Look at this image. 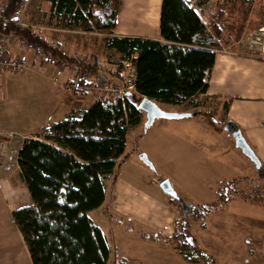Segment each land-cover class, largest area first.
<instances>
[{
    "label": "trees",
    "instance_id": "1",
    "mask_svg": "<svg viewBox=\"0 0 264 264\" xmlns=\"http://www.w3.org/2000/svg\"><path fill=\"white\" fill-rule=\"evenodd\" d=\"M44 1L51 5L46 16L53 27L106 32V47L135 66L136 93L115 103L92 102L79 113L69 112L62 121L40 126L34 137L22 141L16 162L30 203L13 211L11 219L31 264H127L87 214L103 204L105 189L115 182L122 163L139 153L137 144L150 127L140 130L134 139L135 147L128 153L125 147L128 131L142 120L143 112L138 109L142 98L172 106L189 101L196 108L197 98L206 97L207 74L213 66L221 30L215 18L203 23L189 7V0H161L159 33L164 44L118 38L112 32L119 0ZM209 1L198 0L196 4L200 8ZM19 3L20 0H10L4 16ZM9 33L43 47L41 39L32 38L27 30L0 20V35ZM208 99L217 103L213 110L198 109L192 118H202L207 127L225 134L233 143L223 131L229 121L230 99ZM153 173L159 184L164 178L156 170ZM255 173L252 178L238 176L219 182L214 199L202 205L178 193L179 200L166 196L176 218L173 234L162 237L163 242L185 263L214 264L213 257L200 249L189 233L190 223L201 220L204 227L203 220L208 215L235 199L264 205V167L261 165ZM139 235L156 238L145 232Z\"/></svg>",
    "mask_w": 264,
    "mask_h": 264
},
{
    "label": "crops",
    "instance_id": "2",
    "mask_svg": "<svg viewBox=\"0 0 264 264\" xmlns=\"http://www.w3.org/2000/svg\"><path fill=\"white\" fill-rule=\"evenodd\" d=\"M160 5L161 0H119L112 36L147 39L164 44L159 33ZM205 6V4L202 5L196 12L201 21L207 24L208 20L202 18ZM50 8V3L44 0H41L40 5L36 6V9L45 15L49 13ZM91 8H93V2H91ZM210 15L209 13L206 16ZM218 26L221 33L226 31L224 24L220 25L219 23ZM262 27L264 28V26ZM63 33L57 35L59 36L57 41L53 40L46 31L42 36L46 40L49 38L50 40L47 41L50 44L63 49L76 46L71 39L80 38L77 36L79 33L70 31L71 34L74 33L73 36ZM262 36L264 33L261 35L255 29L247 31L244 27L240 29L238 38L231 41L235 46L232 51L223 48L214 51L213 66L207 74L208 87L205 96L230 99L227 110L228 120L239 128L245 141L264 167V58L256 55L257 38L261 39ZM107 49L110 52H116L112 48ZM34 71H36V67L31 66L25 72L28 74ZM49 92L53 94L56 91L50 89ZM69 98L64 97L60 102L62 107H65L64 119L69 112L79 113L91 104L89 102V104H82L81 107L75 106L73 105L75 102ZM166 106L171 107L172 105ZM164 111L183 113L171 108ZM152 126L155 127L154 131L149 134L145 133L139 143L150 142L155 156L150 158L147 152L139 147V153L132 154L120 166L115 182L106 187L104 202L99 207L108 217L118 220L123 226L130 227V230L124 227L119 232H110L108 238H106L107 236L105 238L114 247L117 256L123 258L127 264H189L181 260L175 250L161 239L173 234L176 214L168 205L166 195L155 183L153 171L141 162L138 155L144 154L157 172V167H161L164 162L174 171L175 181L185 189L192 186H197L201 190L211 188L207 196V203L214 198L215 188L212 190V187L215 182L211 185L212 181H209L211 177L218 181L238 176L252 178L256 174V169L241 156V152L237 151L225 134L210 129L201 121L191 125L189 121L159 119L155 120ZM0 134L3 133L0 132ZM35 135L36 132L24 134L17 144L12 139L16 145L10 138L5 137L6 150L0 159V198L5 199L10 213L30 203L27 190L25 191L26 188L18 175L16 157L22 141ZM129 166H133L136 173L141 174V177L128 172ZM158 175L167 179L178 193L169 175L165 176L160 172ZM255 207L241 202H232L226 210L206 219V230H201L193 222L189 227V233L200 248L206 252L210 251L208 253L215 259V264H237L236 259L239 257L246 264H264V252L259 249H257V253H254L255 251L252 252L253 250L245 247L244 252L238 250L236 255L234 247L242 241L233 236L230 239L228 237H224L222 240L219 238L225 248L223 251H218L215 248L217 237L214 236V233L225 230V227L208 225L212 218L226 212H230L228 213L230 215L242 209L249 211L250 214H257L258 209ZM248 220L255 225L252 226L251 223L249 230L257 231L259 227L255 220H259L258 217L253 218L250 215ZM208 226L211 231H207ZM146 227L149 229H145ZM259 229L262 230V227ZM139 231L154 235L156 238L153 240L142 238ZM14 239L17 241L16 244H19L18 247L20 246L17 253L13 251V245L8 244L7 240L0 241L1 263L8 264V259L14 254L13 256L18 259V264H31L21 235L15 234ZM229 242L230 245H228ZM244 244H249L248 239L244 241ZM254 254L256 256L253 263L252 256Z\"/></svg>",
    "mask_w": 264,
    "mask_h": 264
},
{
    "label": "rangeland",
    "instance_id": "3",
    "mask_svg": "<svg viewBox=\"0 0 264 264\" xmlns=\"http://www.w3.org/2000/svg\"><path fill=\"white\" fill-rule=\"evenodd\" d=\"M40 1L41 0H28V2L25 5V10L23 14V19L26 23L37 25L42 29L41 31H39L40 38H43L42 36L43 32L46 31L53 40L57 41L56 39L57 37H59L57 36L58 34L64 32L63 33L64 35L66 34L73 36L74 33L71 34L70 31H75V32L77 31V33H79V35L77 36H79L80 38L71 39L73 44H75L76 46H73L69 49L68 48L65 49L68 53H79L83 56H89V57L97 56L101 58L104 62L111 63L112 65H116L118 62L122 60L120 54L116 52H110V50H108L107 47L105 46L106 39L108 37L106 32H100L97 30H93L91 32H84L76 26H72L70 28L57 29L56 27L50 25L48 22V17L45 14H42L41 11L36 9V6L40 5ZM205 5H206L204 11L205 15L203 14L202 18L203 19L206 18L208 22L212 18H215L216 24L219 25L220 23V25L224 24L225 26L226 31L224 33H220L221 35L219 36L218 39V43H219L218 49L223 48L226 49L227 51H232L235 46H234V42L231 41L238 38L240 29L244 27L246 28L247 31H251L252 29H255L258 31V33L260 29H263V33H264V28L262 27L264 26V0H210ZM209 13L211 15L206 16ZM263 33L261 34L263 35ZM47 40L50 39L47 38ZM33 73L31 72H29L28 74L27 72H24L22 74L6 73L2 75L3 76L2 86L0 89V132L3 134L0 135L5 137L9 134H13L12 137L14 138H10V139L11 141L12 139H14V141H16V144L17 142H19L22 135L32 132H37L38 127L47 123L62 121L64 119L65 107H62L60 102L62 99H64V97L67 98L70 97L74 99V100L71 99V101L77 104L76 105L75 103H73V105L75 106L81 107L82 104L85 105V104H89V102L92 103L90 100L86 98L76 99L74 94H69L65 92L63 88H61L62 90L61 92L60 85L52 84L48 80L47 76L45 74H41L37 69ZM50 89L51 91L53 89V91L55 90L56 92L50 94L49 92ZM208 98L210 97L197 98L199 102H197L198 107L196 108L193 107L192 106L193 103L189 101L183 105L171 106V107L162 105L159 102H155V101L153 102H155L160 109L168 110L171 108L173 110H177L178 112L194 113L195 116L196 115L195 112L198 111V109H203L204 112H210L211 110H213L214 104L217 103L215 102V100H210ZM218 102L221 103L220 101ZM141 119L142 120L140 124L130 129L127 133V140L125 147L127 153L131 149H133V147H135L134 144L135 136L143 128V124L145 122L144 113ZM181 120L187 122L189 121L191 125L198 123V120L194 118H189V120L188 119H181ZM202 120H203L202 118H199V121ZM154 129L155 127L151 126L146 133L149 134L150 132H153ZM14 141H12V143L15 144ZM139 142L137 144L138 149L142 148L143 150H145L148 156H150V158L151 156H155V153L151 145L149 144L150 142L142 141L141 144ZM129 158L130 156L122 163V165ZM132 163H133V159H132ZM157 170L162 175L165 176L166 174L169 175L171 181H173V184L178 194L182 198L186 199L189 202L197 203L200 205L207 203L206 202L208 198L207 196L209 193V189L211 188H204L201 190L197 186H192L185 189L184 187L180 186L177 181H175V178L173 177L174 171L170 169L169 166H166L164 162H162L161 167L160 166L157 167ZM127 171L130 173H135L134 175H136L137 177H141V174L139 172L136 173V170L133 166H129L127 168ZM11 179L13 181V178ZM223 180L225 179H221L218 181L217 179L211 177L209 180L212 181L211 185L215 182L212 187V190L213 188L216 189L218 183ZM214 197H215V193H214ZM5 202H6L5 199L3 200L0 198V241L7 240L8 244L13 245V251L18 252L20 246L18 247L19 244L18 245L16 244L17 241L14 239V235L19 234V232L17 231L15 225L13 224L10 218L11 213L9 212V207ZM232 202H241L242 204L249 205L250 207L256 206L255 208L258 209V213L250 214L249 211L241 209V211H236L234 214L232 213L228 215V213L230 212L228 213L226 212L221 216L212 218L208 225H213V226L220 225L225 227V230L224 229L219 230L218 232L216 231L214 233V236L217 237V243H216L217 246H215V248L218 251H223L225 246L224 244H222L221 241L222 238L228 237V239H230V237L233 236L236 239L240 238V240L243 243L246 239H248L249 241V244H244V245L242 242H239L238 243L239 245L235 242L237 244L234 247L236 255L238 254V250L244 252L246 249H250L251 251L253 250L252 252L255 251L254 253H257V249H259L261 252H264V229H263L264 205L247 203L245 202V200L235 199L227 203L222 210L208 215L203 220L204 227H201L200 225L201 220H194L193 222L196 223L201 230H206L207 228L205 225L206 219L208 217H214L213 215H216L226 210V208ZM250 215L253 218L258 217L259 220H255V221L257 222L259 228L262 227V230H260L259 228H258L259 230L257 229V231L249 230V227H251V223L252 226H255L252 221L248 220ZM87 216L100 229L103 235L105 237L107 236L106 238H108L110 232L112 233L119 232L122 228L126 227L123 226L122 223L120 224L118 220L108 217V215L101 208H97L95 210L88 212ZM126 229L130 230V227H126ZM145 229H149V228L146 227ZM207 231H211L209 226ZM132 232H134L133 229ZM219 238H221V240ZM228 245H230V242L228 243ZM13 255H11V257L8 259V264H18L17 257H14ZM255 256H256L255 254L252 256L253 263H254L253 259H255ZM236 260H237V264H246L240 259V257L237 258ZM0 264H2L1 261Z\"/></svg>",
    "mask_w": 264,
    "mask_h": 264
},
{
    "label": "built area",
    "instance_id": "4",
    "mask_svg": "<svg viewBox=\"0 0 264 264\" xmlns=\"http://www.w3.org/2000/svg\"><path fill=\"white\" fill-rule=\"evenodd\" d=\"M9 1H0V20L27 30L32 38L41 39L43 47L35 46L12 33L1 34L0 89L3 74H22L29 67L35 66L51 83L60 85L65 92L74 94L76 99L86 98L94 103L110 104L127 98L128 93H136L135 66L132 62L121 60L112 65L97 56L68 53L50 44L45 38H40V27L24 21L23 14L28 0H20L19 6L5 17ZM197 1L189 0V7L194 11L199 9ZM259 33H263V29ZM256 55L264 58V36L257 38ZM12 136L9 134L5 137ZM5 137L0 135V159L6 150Z\"/></svg>",
    "mask_w": 264,
    "mask_h": 264
},
{
    "label": "water",
    "instance_id": "5",
    "mask_svg": "<svg viewBox=\"0 0 264 264\" xmlns=\"http://www.w3.org/2000/svg\"><path fill=\"white\" fill-rule=\"evenodd\" d=\"M130 93L127 94V97H131ZM138 109L142 111L145 115V122L143 124V129H147L152 126L155 120L166 119V120H181L189 119L194 117V113H177V112H166L160 109L157 104L147 98H142L138 103ZM223 131L229 134L233 140L234 147L238 149L243 156H245L258 170L261 166V163L251 147L247 144L244 137L242 136L239 128L231 121H227L223 126ZM138 158L144 163L149 169L154 171L152 163L147 159L144 154H139ZM161 191L168 197L179 200V197L171 186L170 182L167 179L162 180L158 184Z\"/></svg>",
    "mask_w": 264,
    "mask_h": 264
}]
</instances>
